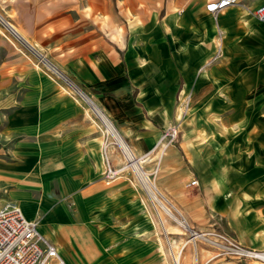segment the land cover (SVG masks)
I'll return each instance as SVG.
<instances>
[{"label": "crops", "instance_id": "obj_1", "mask_svg": "<svg viewBox=\"0 0 264 264\" xmlns=\"http://www.w3.org/2000/svg\"><path fill=\"white\" fill-rule=\"evenodd\" d=\"M208 1L0 0V208L16 205L65 264H168L159 225L182 250L187 246L132 169L104 177L105 160L112 170L125 162L118 138L140 161L179 117L176 104L185 98L182 123L194 120L192 137L167 147L153 164L159 195L192 229L214 217L231 227L238 214L247 246L257 244L247 241L250 233H264V193L231 191L247 174L232 171V157L221 140L212 141L201 111L215 97L216 82L230 81L217 67L198 73L215 49ZM239 3L218 16L224 49H235L238 35L250 42L251 33L264 35V22L246 10L264 0ZM99 114L116 134L104 152ZM252 202L262 207L248 216ZM182 264H191L189 253Z\"/></svg>", "mask_w": 264, "mask_h": 264}, {"label": "rangeland", "instance_id": "obj_2", "mask_svg": "<svg viewBox=\"0 0 264 264\" xmlns=\"http://www.w3.org/2000/svg\"><path fill=\"white\" fill-rule=\"evenodd\" d=\"M239 5L240 3L235 6ZM246 10L253 16L254 10L247 8ZM218 16L219 13L212 17L215 26V49H212V52L205 60V65L201 67L198 73L217 67L219 69V77L224 79L229 77L230 81L228 82L231 83L230 94L226 95L228 89L227 80L216 82L215 97L201 109L203 115H205L204 123L208 124L213 132L212 141L221 140L224 143L226 157H232L233 164H235V166H232V171L245 170L244 172L247 174L246 182L233 181L231 191L234 193L236 190L246 187L248 191L259 190L264 193V35L251 33L256 42L243 41V38L238 35L234 45L237 47L235 49H224V30L219 25ZM2 29L8 38L14 42L16 41L5 27H2ZM24 51L26 52V49ZM198 73L196 76H198ZM238 89L240 92H238ZM234 90H237V92ZM185 99L183 102L176 104V111L179 110V117L175 118L173 124L162 130L157 143L170 127L175 129V138L170 143H168V137L162 141L163 143H156L153 149L142 157L140 161L134 158L125 159L124 164L117 169V172L123 169L131 170V163L136 161L138 164L140 163V168L152 182L157 170V165L153 164L158 163L163 151L171 145L179 144L183 139L192 137L194 120L190 117L187 119L188 121L191 119L188 124L182 123V119L185 118L189 108V100L188 98ZM163 144H166V147H163ZM145 161H151V166L153 165V167H150V171H147L148 168L141 164ZM244 162L245 166H243ZM162 202L173 213L176 220L167 217L155 204L157 210L164 218L171 221L182 231L183 236L181 238L188 243L182 250L180 239L174 237L170 232L171 230L168 229L166 231L159 225L166 247L168 264H175V257H177L179 264H182L183 258L188 253L190 254L191 264L258 263L250 259H238L228 256L222 252V247L205 241L207 238H212L218 242L221 240L218 236H225L231 242L244 248L252 250L264 249V233L258 229L246 237L247 241L252 240L257 244L251 247L245 244L246 242L240 237L237 228L238 214L232 217L236 224L231 227L226 218L214 217L211 220L212 222L204 229H192L189 227V223L170 204L164 200ZM251 207L247 211L249 213L248 216L254 215V210H260L262 204L252 202Z\"/></svg>", "mask_w": 264, "mask_h": 264}, {"label": "built area", "instance_id": "obj_3", "mask_svg": "<svg viewBox=\"0 0 264 264\" xmlns=\"http://www.w3.org/2000/svg\"><path fill=\"white\" fill-rule=\"evenodd\" d=\"M239 0H210L205 6L204 10L212 17L223 11L228 7L235 6ZM253 17L259 21L264 22V3L260 4L253 12ZM12 37L18 41V37L14 32L6 27ZM26 54L36 60L37 63L42 60H37V55L34 50L26 47ZM56 73L64 78V76L56 71ZM65 79V78H64ZM111 133L104 125V140L103 152L107 147V140ZM176 132L174 127H170L160 138L157 144L168 137L170 143L175 138ZM166 147V144H163ZM105 159V158H104ZM127 160H130L126 157ZM117 170L109 168L105 160L104 177L112 179L117 175ZM197 181L192 179L189 185H196ZM220 237V241H214L212 238H207L209 244L222 247V252L228 256L238 259H250L264 264V249L252 250L242 246L236 245L225 236ZM224 242H226L224 244ZM0 264H65L59 257L55 246L44 239L37 230V224L33 221L25 219L19 208L11 203H6L0 208Z\"/></svg>", "mask_w": 264, "mask_h": 264}, {"label": "bare ground", "instance_id": "obj_4", "mask_svg": "<svg viewBox=\"0 0 264 264\" xmlns=\"http://www.w3.org/2000/svg\"><path fill=\"white\" fill-rule=\"evenodd\" d=\"M10 29V28H9ZM100 118L102 119L103 124L106 126L107 130L116 136L112 125L110 124V122L105 118V116H103L102 114H99ZM119 142H120V146L122 147L123 151L125 152V155L128 159H133L132 154L130 152V150L128 149V147L122 143V141L118 138ZM131 169L132 171L135 173V175L138 177V179L140 180V182L145 186L146 190L149 193V196L151 197V199L157 204V206L161 209V211L169 218H174L173 213L169 210V208L162 202V197L159 195L157 189L155 188L153 182H151L148 177L147 174L140 168V165L136 162L133 161L131 163ZM176 220V219H175ZM179 222V221H178ZM181 223V222H180ZM182 224V223H181ZM184 225V224H183ZM174 263V262H173ZM175 264H179V261L177 259V257H175Z\"/></svg>", "mask_w": 264, "mask_h": 264}]
</instances>
